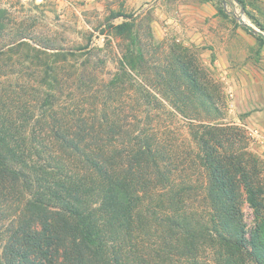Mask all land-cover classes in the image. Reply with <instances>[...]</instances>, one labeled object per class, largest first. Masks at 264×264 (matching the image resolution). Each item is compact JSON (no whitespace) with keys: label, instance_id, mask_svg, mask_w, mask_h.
Here are the masks:
<instances>
[{"label":"trees","instance_id":"trees-1","mask_svg":"<svg viewBox=\"0 0 264 264\" xmlns=\"http://www.w3.org/2000/svg\"><path fill=\"white\" fill-rule=\"evenodd\" d=\"M151 22L107 21L120 44L105 80L104 49L31 44L0 1V264H264L261 161L241 127L219 122L192 48L167 51ZM166 114L187 120L186 149Z\"/></svg>","mask_w":264,"mask_h":264},{"label":"rangeland","instance_id":"rangeland-1","mask_svg":"<svg viewBox=\"0 0 264 264\" xmlns=\"http://www.w3.org/2000/svg\"><path fill=\"white\" fill-rule=\"evenodd\" d=\"M9 9L12 28L29 34L31 44H47L59 50L78 51L90 46L104 49L99 58L106 62L96 75L108 80L116 69L120 40L107 29L114 13L151 18L156 40L167 51L182 44L205 68L210 89L221 111L219 122L239 126L246 134L248 150L261 161L264 176V44L230 14L240 7L229 0L218 13V0H0ZM248 11L264 24V0H247ZM221 3V2H220ZM234 4V6H232ZM245 20L256 27L244 10ZM122 17L112 20L122 22ZM258 28V27H256ZM259 29V28H258ZM8 41H0L1 45ZM7 47V48H8ZM162 53L154 60H162ZM177 149L189 143L187 120L166 114L161 122ZM200 203L195 202V206ZM248 227L253 213L243 206ZM10 220H0V256Z\"/></svg>","mask_w":264,"mask_h":264},{"label":"water","instance_id":"water-1","mask_svg":"<svg viewBox=\"0 0 264 264\" xmlns=\"http://www.w3.org/2000/svg\"><path fill=\"white\" fill-rule=\"evenodd\" d=\"M218 1L221 2V3H223L226 6V4H227V2L229 0H218ZM231 1L233 3H235V4H237L240 7L241 11H240V14L239 15L235 11H231L230 14L232 16H234L235 18H237L238 21H239V23L243 27H245L249 32H251L252 34H255L256 36L261 37L264 40V31H262L261 29H258L255 26L249 24L245 20V18L243 17L244 16V7H243V5L239 1H237V0H231Z\"/></svg>","mask_w":264,"mask_h":264}]
</instances>
